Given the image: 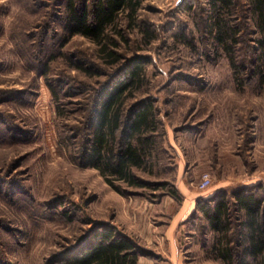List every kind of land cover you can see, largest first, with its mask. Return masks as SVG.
Returning a JSON list of instances; mask_svg holds the SVG:
<instances>
[{
	"label": "rangeland",
	"instance_id": "rangeland-1",
	"mask_svg": "<svg viewBox=\"0 0 264 264\" xmlns=\"http://www.w3.org/2000/svg\"><path fill=\"white\" fill-rule=\"evenodd\" d=\"M65 2L0 0V264H73L102 232L127 237L136 264H224L198 207L242 189L264 204V65L247 1L233 0L236 73L212 43L208 0H144L140 30L124 18L113 33L115 66L68 37ZM75 2L91 22L101 0ZM135 65L143 81L126 108L153 103L161 123L156 175L140 176L166 187L120 195L85 163L87 115Z\"/></svg>",
	"mask_w": 264,
	"mask_h": 264
},
{
	"label": "trees",
	"instance_id": "trees-1",
	"mask_svg": "<svg viewBox=\"0 0 264 264\" xmlns=\"http://www.w3.org/2000/svg\"><path fill=\"white\" fill-rule=\"evenodd\" d=\"M144 0H101L90 22L85 9L75 0H66L64 23L68 37L82 36L96 46L97 57L107 66L120 59L113 33L121 37V20L126 18L131 30H140L137 12ZM253 25L258 59L264 65V0H246ZM208 29L212 43L227 57L236 73L239 28L234 22L233 0H208ZM143 67L135 65L126 80L107 89L103 98L91 103L87 115L90 126L86 165L95 169L116 193L124 195L132 189L166 183H152L140 175L155 176L159 155L161 123L153 103L126 108V100L143 81ZM83 72L90 74L88 68ZM169 194L176 198L173 191ZM232 201L219 192L201 204L199 211L214 233L211 250L224 264H231L235 247L231 239L232 208L237 214L241 237L242 259L238 264H264V204L261 198L245 189L236 191ZM93 246L74 259L73 264H136L134 244L125 236L102 232ZM250 259V261H246ZM244 260V261H243Z\"/></svg>",
	"mask_w": 264,
	"mask_h": 264
},
{
	"label": "built area",
	"instance_id": "built-area-1",
	"mask_svg": "<svg viewBox=\"0 0 264 264\" xmlns=\"http://www.w3.org/2000/svg\"><path fill=\"white\" fill-rule=\"evenodd\" d=\"M210 183V178L208 174L203 175L202 180L200 182V187L205 188Z\"/></svg>",
	"mask_w": 264,
	"mask_h": 264
}]
</instances>
